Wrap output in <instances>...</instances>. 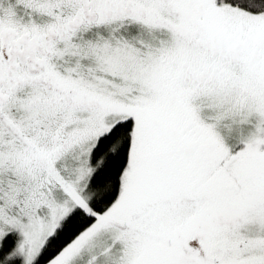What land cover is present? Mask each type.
Returning <instances> with one entry per match:
<instances>
[{
	"label": "snow or ice",
	"instance_id": "snow-or-ice-1",
	"mask_svg": "<svg viewBox=\"0 0 264 264\" xmlns=\"http://www.w3.org/2000/svg\"><path fill=\"white\" fill-rule=\"evenodd\" d=\"M0 264H264V0H0Z\"/></svg>",
	"mask_w": 264,
	"mask_h": 264
}]
</instances>
